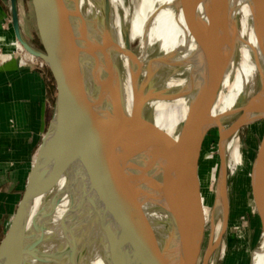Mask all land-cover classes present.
<instances>
[{
  "label": "bare ground",
  "instance_id": "obj_1",
  "mask_svg": "<svg viewBox=\"0 0 264 264\" xmlns=\"http://www.w3.org/2000/svg\"><path fill=\"white\" fill-rule=\"evenodd\" d=\"M162 1L163 8L156 17L154 0H141L133 12L130 14L125 12L126 16L123 17L121 12L124 7L123 0H62L59 7L60 16L57 15V11L54 12V15H50L54 6L53 0H43L42 23L47 35L48 26L50 24L54 26L55 33L51 36V42L59 44L65 51L64 58L59 59L57 64H53L48 59L47 52L36 46H33V55L31 56L40 60L53 71L58 85L70 83L71 93L74 97L80 93L95 94L103 87L120 81L123 103L130 110L132 105L130 75L137 70L139 63L146 66L150 60V42L156 40L160 43V54L165 57L169 56L167 60H170L172 65L189 63L186 72L191 74L190 77L194 82L191 84V81L186 83L185 78L168 77L171 74V69L165 68V71L158 76V84H162L161 87L163 86L164 89L174 91L187 87L190 90L192 87L197 90L203 81L204 71L200 57L202 40L200 39L199 43L192 37L183 15L184 10L182 11L179 7V1L184 2L187 9L194 12L200 22H204L208 17L210 0ZM78 2H80L81 19L84 21L78 19L81 28L79 45L77 51L74 50L72 53L73 63L70 69H67L72 38L68 34L64 21L75 18V7ZM102 6L108 8L110 12L105 22L107 39L98 42L90 35L91 20L100 16ZM222 16V13H218L216 21H221ZM155 19L156 24H154ZM217 22L209 23V33L205 34L201 43L203 46L205 44L211 49L219 47L221 41ZM127 25L129 26L128 32L126 31ZM4 37L15 49L23 52L25 59L29 58L15 36ZM135 37L138 40L133 44ZM223 44L224 51H226L224 53L229 55V62L222 78L217 112L218 114H227L238 106L239 101H241L240 106L250 102L249 129L252 132L255 124L264 122V96H255L264 87V57L256 36L250 0H229V28L223 39ZM11 53L12 51L1 58L5 59ZM145 77L146 71L143 70L141 79ZM195 94L196 91L191 97L149 103L148 110L152 113L154 127L139 132L144 134L137 135L135 139L133 138L136 135L125 134L112 144L114 149L116 146L120 148L119 144L128 140L132 141V150L125 152H133L126 157L113 159L105 171L101 168V163H97L90 169V174L85 173L81 176L88 178L89 175L94 177L101 174L102 179L79 201L76 207L75 220L68 233L69 264H95L97 259L99 264H114L141 244H147L150 250L140 249L137 251V255L146 260V264H158L163 239L167 230H170V228L167 229V225L172 227L176 213L186 199V174L190 142V138L187 137L183 143L174 147L168 143L165 135H168L167 133L170 132L175 121V127L177 123H180L179 126L183 133L192 127L194 118L189 117V108L193 98L196 97ZM153 146L155 148L160 146L161 154H163L169 169V176L164 185V192H158L160 199L158 203L153 202L145 208L142 205L139 190L142 186L135 180L134 164L141 151H143L141 153L143 156L147 151L150 152ZM260 148L264 149V134ZM225 154L228 171L233 172L243 165L245 154L239 134L232 136L227 141ZM152 155L154 154L151 153ZM216 171L217 167L212 172L215 182L217 181ZM196 193V190L193 191V194L190 192V200L193 205L189 210L190 221L196 219L199 221V202L196 201L198 197ZM215 200L212 206L208 202L201 213L203 225L208 227L210 237L212 234L211 243L213 244L217 242L223 229L225 217L223 204L219 200L217 202ZM159 201H164L165 205H159ZM261 204L264 212V196ZM68 207L69 201L65 200L56 212L55 223H59ZM144 208L151 212V221L147 219L143 211ZM155 224L158 225L157 228H154ZM84 230L93 233L94 239H92L90 247L85 246L87 239L82 235ZM226 248V243L221 238L207 264H218L219 259L225 256ZM263 259L261 240L259 246L251 252L250 264H264ZM177 260L178 254L174 252L172 263L176 262L177 264Z\"/></svg>",
  "mask_w": 264,
  "mask_h": 264
},
{
  "label": "water",
  "instance_id": "obj_2",
  "mask_svg": "<svg viewBox=\"0 0 264 264\" xmlns=\"http://www.w3.org/2000/svg\"><path fill=\"white\" fill-rule=\"evenodd\" d=\"M79 3L75 7L76 19H81ZM250 3L257 40L264 57V0H250ZM4 4L7 15L2 23L0 37L15 36L24 50L33 55V46L21 22L19 0H4ZM61 4L62 0H53L54 6L50 15H54L57 11V15L60 16ZM179 5L181 10H184L183 15L192 37L199 43L200 39L202 43L205 34L209 33V23L212 21L216 23L218 13L223 14L221 21L217 22L221 41L219 47L211 49L200 43V57L204 70L200 87L197 90L194 87L191 90L187 87L175 91L162 88V84H158V76L165 71V68L171 69L168 77L185 78L186 83L191 81V84L193 81L191 74L186 72L189 63L172 65L171 61L167 60L169 56L167 58L161 54L151 58L146 66L139 63L137 70L131 73L130 110L123 103L120 81L103 87L95 94L80 93L78 98L72 95L70 83L59 84L57 96L53 103H50L49 119L37 147L25 193L10 228L0 243V264H69L68 233L75 220L76 207L102 179L101 174L94 177L89 175L88 178L81 176L85 173L90 174V169L97 163H101V168L105 171L113 159L126 157L133 152H125L132 150V141L128 140L119 144L120 148L116 146L114 149L112 144L125 134L136 135L133 138L135 139L139 132L154 127L152 113L148 110L149 103L191 97L195 91L196 97L193 98L189 108V117L194 118V121L189 136L187 195L176 213L172 227L167 225V229L170 230H167L163 239L158 264H176V262L172 263L174 252L178 254L177 264L199 262L204 238L203 218L200 215L199 221L197 219L190 221L189 210L193 206L190 192L193 194L196 190L198 203L200 188L197 168L201 149L205 147L208 136L215 133L218 137L219 156L215 201L219 200L223 204L225 217L217 242L211 243L212 234L208 241L202 261V264H207L218 241L224 237L230 218L229 171L225 146L232 136L240 134L243 128L250 126L251 104L249 102L240 106L241 101H239L233 111L227 114L217 112L222 78L229 62V55L224 53L225 43L223 44L229 28V0H210L208 17L204 22H200L196 14L187 9L184 2L179 1ZM32 7L36 26L39 29L43 19V0H32ZM105 9L108 18L109 9ZM68 27H70L69 23L66 25V28ZM54 33V26L50 24L45 38V49L50 62L57 64L58 53L51 42ZM75 48L76 40L71 45L67 59L69 63ZM8 50L6 47H0V56L8 53ZM12 61H16L22 69L32 67V62L25 59L23 52L18 49L13 50L9 57L0 59L1 64ZM143 70L146 71V77L141 79ZM255 96H264V87ZM250 184L256 220L261 227L264 257V212L260 205L264 196V149L262 148L259 149L252 164ZM65 200L69 201V207L59 223H55L56 212ZM142 205L144 207L143 203ZM143 211L151 221L146 211ZM157 227L158 225L155 224L154 228Z\"/></svg>",
  "mask_w": 264,
  "mask_h": 264
},
{
  "label": "rangeland",
  "instance_id": "obj_3",
  "mask_svg": "<svg viewBox=\"0 0 264 264\" xmlns=\"http://www.w3.org/2000/svg\"><path fill=\"white\" fill-rule=\"evenodd\" d=\"M104 1V0H102ZM124 7L122 9V15L125 17V12L131 13L133 9L141 2V0H123ZM138 2V3H137ZM162 0H154V13L155 17L162 10ZM73 7V5H71ZM20 16L23 28L27 34L32 46H36L44 50L47 33L45 31L44 24L41 22V26L38 29L35 22L32 0H19ZM71 9V8H70ZM101 14L96 19L91 20V32L90 35L92 39L103 42L107 39V32L105 31L107 12L105 7H101ZM177 11V9H176ZM110 12V11H109ZM105 16V17H104ZM128 16V15H127ZM80 20V19H79ZM83 19H81L82 21ZM84 21V20H83ZM69 23L67 28L68 34L71 35L72 43L76 40L77 51L79 45V39L81 34L80 24L78 19L69 18V20L64 21L65 26ZM156 24V19L154 20ZM128 25L126 26V31L128 32ZM126 32V33H127ZM137 38L133 39V44L137 42ZM55 50L58 53L59 59H63L64 50L57 43H52ZM149 59L157 57L160 55V43L156 40L150 42ZM3 54V55H7ZM29 60L32 62L33 67H38L46 73L47 78L50 81V89H48V99L53 103L57 96V86L58 82L53 71L43 64L40 60L34 58L30 54ZM24 55V54H23ZM25 58V57H24ZM1 59V56H0ZM73 63V55L69 67ZM219 102V101H218ZM179 122V121H178ZM176 124V121H175ZM180 124V123H179ZM177 123L176 127L171 130V135H173L174 140L170 143L174 147L180 145L184 140L190 136L191 128H188L186 132H181L180 126ZM250 126L245 127L240 132L242 149L245 154L244 163L239 168H236L233 172L229 171V204H230V218L227 231L223 237L226 243L225 256L219 259L218 264H250L251 252L256 249L261 240V227L256 220V209L254 208L252 200V191L250 184V172L252 164L259 152L260 143L264 134V122H258L255 124L252 132L250 131ZM179 129V130H178ZM218 137L215 133H211L205 143V147H202L201 159L198 167V181H199V217L204 209V207L211 203L214 204L218 173H219V156L217 151ZM153 149L147 151L143 156L139 153L136 160V167L134 164L135 180L141 184L140 195L142 203L146 208L148 205L153 204V202L158 203L159 195L158 192H164V185L169 176V169L167 168V163L163 154H161L160 146L152 147ZM151 153L154 155L151 156ZM158 156V157H157ZM161 156V157H159ZM155 162V164H154ZM154 165H153V164ZM150 164V165H149ZM153 165V166H151ZM217 167L216 176L217 181L215 182L212 177L213 169ZM28 179L27 184H28ZM27 187V185H26ZM232 192V193H231ZM25 193V191H24ZM24 195V194H23ZM159 205H165L164 201H159ZM261 207L262 204L260 203ZM19 206V205H18ZM155 208V207H153ZM18 209V208H17ZM148 216L152 219V214L148 209H145ZM263 210V208H262ZM15 216V215H14ZM14 218V217H13ZM243 225V226H242ZM204 226V238L200 252V259L198 264H202L203 256L208 246V241L210 239V231L206 225ZM9 230V229H8ZM8 232V231H7ZM93 233L90 231H83L82 235L87 239L85 246H92L91 241L93 238ZM140 249L150 250L147 244H141L132 250H130L126 255L120 258L114 264H146V260L141 259L137 255V251ZM95 264H99L98 259Z\"/></svg>",
  "mask_w": 264,
  "mask_h": 264
},
{
  "label": "crops",
  "instance_id": "obj_4",
  "mask_svg": "<svg viewBox=\"0 0 264 264\" xmlns=\"http://www.w3.org/2000/svg\"><path fill=\"white\" fill-rule=\"evenodd\" d=\"M6 15L4 0H0V35ZM5 46L8 52L15 49L1 36L0 47ZM48 89L50 81L40 68L22 69L16 61L0 63V243L23 197L47 126ZM173 125L165 135L169 144L174 140Z\"/></svg>",
  "mask_w": 264,
  "mask_h": 264
}]
</instances>
